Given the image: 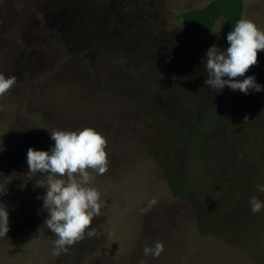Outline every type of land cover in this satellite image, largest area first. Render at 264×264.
<instances>
[{
	"label": "rangeland",
	"instance_id": "obj_1",
	"mask_svg": "<svg viewBox=\"0 0 264 264\" xmlns=\"http://www.w3.org/2000/svg\"><path fill=\"white\" fill-rule=\"evenodd\" d=\"M211 1L0 0V73L16 77L0 97V172H27L28 148L49 150L57 129L95 128L109 156L105 173L89 169L95 234L59 255L45 189L14 178L0 264H264V211L249 206L264 200V90L209 88L203 61L227 48L225 21L205 37L177 21ZM243 1L264 29V0ZM245 75L264 85V50Z\"/></svg>",
	"mask_w": 264,
	"mask_h": 264
},
{
	"label": "clouds",
	"instance_id": "obj_2",
	"mask_svg": "<svg viewBox=\"0 0 264 264\" xmlns=\"http://www.w3.org/2000/svg\"><path fill=\"white\" fill-rule=\"evenodd\" d=\"M228 47L221 49L210 46L204 58L207 78L204 83L215 92L225 86L245 94L264 90L255 75H245L250 66L258 63V50H264V29L250 19L236 21L227 33ZM237 77H244L238 79ZM235 78V79H234ZM14 75L0 73V97L6 95L15 84ZM247 119V117L245 118ZM54 144L49 150L29 147L26 153L28 170L25 173L13 172L7 176L0 172V197L7 191V185L16 177L24 181L19 187L27 186L36 177L35 187H43L45 192L38 196L42 209L48 215L44 224L56 236L53 255L68 252L70 246L84 238L85 234H95L93 218L100 215V192L90 186L93 179L89 169L98 174L108 170L107 139L95 128L57 129L50 132ZM6 150L0 142V151ZM258 192L264 193V183L255 185ZM252 213L264 211V200L253 195L249 198ZM9 231V213L0 208V236ZM164 249L162 241H156L144 248L145 255L159 256Z\"/></svg>",
	"mask_w": 264,
	"mask_h": 264
},
{
	"label": "trees",
	"instance_id": "obj_3",
	"mask_svg": "<svg viewBox=\"0 0 264 264\" xmlns=\"http://www.w3.org/2000/svg\"><path fill=\"white\" fill-rule=\"evenodd\" d=\"M244 8L245 4L243 0H212L202 8L179 13L177 15V21L187 32L205 37L212 34L220 19H224L225 23L221 37L228 47V41L226 39L227 33L232 30L236 21L244 18ZM206 158L205 154H201L198 161L204 165V172H207L205 174L208 175L209 163L208 158Z\"/></svg>",
	"mask_w": 264,
	"mask_h": 264
}]
</instances>
